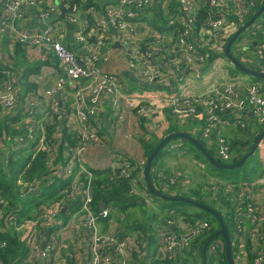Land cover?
Returning <instances> with one entry per match:
<instances>
[{
    "label": "built area",
    "instance_id": "obj_1",
    "mask_svg": "<svg viewBox=\"0 0 264 264\" xmlns=\"http://www.w3.org/2000/svg\"><path fill=\"white\" fill-rule=\"evenodd\" d=\"M46 1L0 0V8L4 12L3 16L0 15V38L9 37L11 52L16 44L28 52H51L58 69L51 88L26 94L24 104L19 105L16 82L20 77L11 71L10 66H2L0 117L11 125L20 126L25 139L21 140L33 143L50 160L53 159L55 134L48 133V129L52 125L63 122L72 141L64 143L63 164L58 163L52 171L62 180L70 179L73 174L74 177L59 190L57 198L37 207L34 219L23 222V225L34 228L30 239L32 253L40 259V264H114L117 259L120 264H135L129 258L133 252L141 253L139 237H123L116 229L100 232L97 225L109 217L111 207L97 212L91 207L94 174L85 167L84 153L90 145L103 142L100 134L103 106L109 107L118 122L128 114L133 115L138 124L144 120L151 132L165 130L168 124L184 126L193 134L198 133L208 148L216 146L215 155L229 164L234 153L224 136L213 137V134L220 129L243 130L252 123L264 124V86L258 81L231 74L215 77L194 92L163 93L157 97L130 95L116 74L100 69L101 50L108 43L118 44L124 50L127 69L137 79L148 85L171 86L175 82L174 85L182 86L185 91L187 85L194 86L203 81L206 70H210L216 61L214 54L223 53L231 34L238 25L246 22L259 0H117L104 9L91 7L89 12L95 21L96 36L77 31L78 50L68 47L62 40L65 31L62 22L47 23L39 29L15 26V19L23 16L24 9L37 7ZM170 3L177 5L176 19L179 18L181 27L176 30L175 39L166 42L164 33L145 25L138 16L152 6L166 11ZM204 5L209 10L199 18V10ZM69 6L70 0H58L42 9L40 16L47 20ZM64 19L74 23L76 15L65 13ZM139 24L143 28L137 31ZM230 27L231 31L228 30ZM234 45L248 63L256 61L255 64L264 68L263 22H253L247 34H242ZM186 67L190 70V77L185 75ZM20 109H25L26 116L18 122L10 121V118L17 117ZM149 135L143 136L146 143L151 142ZM9 140L8 134L0 132V153L3 149H18L15 144L8 146L6 142ZM181 142H168L167 151L183 148L180 147ZM135 169L129 161L116 158L109 179L117 175L131 179ZM80 174H84V179L78 177ZM178 176L180 173L177 171L165 175L163 186H180L185 190L191 180L182 175L179 179ZM200 183V195H207L202 197L209 203H218L231 220L233 238L231 234L230 244L234 263L264 264V163L263 171L250 180L226 181L209 177ZM42 184L40 177L19 180V196L35 194ZM191 189L185 190L186 193ZM130 193L147 201V192L137 190L134 185ZM75 200L78 201L80 215L70 216L67 225L75 226L80 234H89V249L84 260L80 259L79 241H66L65 231L42 248V236L35 229L55 222L62 206ZM8 206V200L0 196V218L17 228L23 227L17 224L16 214L4 215ZM210 228L207 220H187L174 210L166 211L159 227V264H181L180 257L188 250L191 241ZM218 235H214L207 245L212 264H221L220 253L225 251L222 236L213 239ZM5 246L6 242L0 241V248Z\"/></svg>",
    "mask_w": 264,
    "mask_h": 264
},
{
    "label": "crops",
    "instance_id": "obj_2",
    "mask_svg": "<svg viewBox=\"0 0 264 264\" xmlns=\"http://www.w3.org/2000/svg\"><path fill=\"white\" fill-rule=\"evenodd\" d=\"M95 1H97L96 3H98L101 6L100 9L102 8L104 9V7L109 3L117 2V0H95ZM57 2L58 0H48L46 2H41L37 7L36 6L27 7L23 11V16L21 18H16L14 24L15 26L24 27L27 29H39L44 27L47 23L56 24L58 22H62V24L65 26V31L64 34L62 35V40L67 46L69 45L68 47L78 50L80 48V45L79 43H77L75 39L76 32L82 31L84 32V34H88L90 36L91 35L96 36L94 29L95 27L94 18L92 22H89L82 11L76 9L74 10V3H73V10L71 12H73L76 15V21L74 23H69L64 19L65 13H69V12H65L62 18L59 17L61 9L56 13V15L51 16L49 19L47 20L42 19L40 16L42 9L48 8L47 7L48 5L56 4ZM202 9H204L206 13L209 10L207 5H204ZM177 10H178L177 5L174 3H170L166 11H161L160 9L152 6L147 8L145 13L138 17L139 20L143 21L145 25L151 26L157 31L164 33L166 42H170L171 40L175 39L176 30H178L181 27L179 18L176 19V16L178 15ZM0 15L2 16L4 15L2 7L0 8ZM261 15L262 17L260 19H256L254 22L258 21V22H263L264 24V13ZM141 28H143V25L139 24L137 27V31L140 30ZM231 29H232L231 27L228 28L229 31H231ZM242 34L243 32L240 34V36ZM10 43L11 41L9 40V37L4 36L0 38V63H1V67L4 65L10 66L11 71L14 72L16 76L20 77V79L16 82L18 83L19 86L17 99H18V104L23 105L26 94L28 93L31 94L37 91H43L45 89L51 88L54 85L55 76L58 72L57 61L55 56L51 52H36L34 50L28 52L19 44L15 45L14 51L11 52L9 48ZM234 43L231 46V48L233 47L234 50L233 52L234 56L237 55L236 57H238L240 61L244 63L246 66L264 72V68L262 69V67H260L258 64H255L257 63L256 61H252L253 63H248L245 60V57L239 54V49L236 46L234 47ZM101 52H102V57L99 64L100 69L102 71H109L110 73L116 74L120 79L121 83L126 87L128 94L130 95H139L145 97H151L152 95H154L155 97H157L163 93L172 95L174 93L194 92L200 90L201 87L205 86L209 81H211V79H215V77L231 75L233 72H235L231 67L229 68V65L226 63L227 58L224 56V50H223L222 54L221 53L214 54L216 61L210 70H206L203 81L194 84V86L187 85L189 87L186 86V89L184 91L182 86L178 87L174 85L175 82H173L171 86L166 84L148 85L142 82L141 80L137 79L133 75V73L127 69L124 58V50L118 44L108 43L102 48ZM208 66L209 65H207L205 68H207ZM258 68H261L262 70ZM187 74L188 77H190V70L188 67L185 68V75ZM103 110L104 113L102 114V123L100 126V134L103 137V142L95 145L94 144L90 145L86 150V152L84 153V158L86 160V164H85L86 169L94 174V178L96 174L100 172L107 173L110 171L111 173L112 167L115 163V159L119 158V159L127 160L132 165H134L136 167L135 171L138 172L137 173L138 177H141V180H143V176H142L143 170L140 169V163L142 160L146 159V151H145L144 143L142 142L141 139L143 138V136H147V134L150 133L149 138L151 141L150 143H152L154 142L155 138L164 136L167 133V130L168 131L170 130L169 127L171 124H168L165 130L162 129L160 132L159 131L151 132L149 125L146 126L147 124L145 123L144 120H142V123L140 122V124H138L137 119L133 115L128 114L123 121L118 122L116 121L113 114L110 112L108 106L104 105ZM167 110L168 109H165V111ZM24 116H26L25 109H20L17 117L10 118V121L18 122ZM112 123H114V125H112ZM174 126H176L175 132L182 131L181 129L180 130L177 129L179 128V125H174ZM256 126H258L257 128L264 127V124L258 125L256 123H252L250 127L253 129ZM147 127L148 130H146ZM238 129L239 128L220 129L218 133L217 132L214 133V137L215 135H221L227 138L228 140H231L232 137H234L235 132L238 131ZM0 130L4 132L5 135L8 134L10 136V140L6 142L8 146L10 144H15L18 147V149L14 151L3 149L0 153V164L9 161V159L12 157L11 154L16 151H21V149L24 147L25 144H27L26 147L28 146L31 147L30 150H32L33 152H36L38 150L43 151L41 149L37 150V148L34 146L33 143L22 141L25 139L23 137V131L21 130L20 126H18L17 124L15 125L9 124L8 121L3 117H0ZM53 132L55 134L52 140L54 146L53 159L50 160L44 153L45 163L46 165H48L47 174L38 176L41 178V181L43 183L38 191L42 190L54 179L61 180V178L58 177V175L53 174L52 168L58 163H61L63 161L62 149L64 148V143L65 142L70 143L69 141H71L69 134H67L65 124L63 122L56 123L55 125H52L48 129V133L51 134ZM174 139L176 141L180 140L179 138H174ZM261 142L264 144V138L262 139ZM54 144H56L57 146L55 147ZM260 151L264 152V145L262 144ZM167 154L168 157L176 155L174 151H171ZM13 159L14 157H12V160ZM178 159L179 161L181 160L180 157ZM167 163L166 166H171V165L175 166L174 163H178V162L177 160H175L174 162H170V160H167ZM173 166L171 167L173 169H176ZM73 177L74 174L71 175L69 177L70 179L68 180L70 181L71 178ZM78 177L80 179H84V174H80ZM210 178H217V177L210 176ZM21 179L25 180L22 174H19L14 187L17 191H18V181ZM68 180L67 182H69ZM66 185L67 183L63 187H65ZM175 189L180 190L181 187L177 186V188ZM128 194L129 196H131L130 198L137 199V205L130 206L124 211V213L118 211V209H114L113 205H111L112 207L106 206L104 202H101L100 208L95 210L93 206L94 200L92 201L91 207L94 212H97L104 207H111V212L109 217L98 223L97 225L98 230L100 232H107L110 229H116L121 231L122 232V233L120 232L121 235L126 238H130L134 235H137L141 240V253L133 252L129 260L135 264H159L158 261L159 227L162 224V218H163V215L160 214L159 212L160 211L159 208L160 206H162V204L160 203L161 201L155 200L152 197L153 198L152 201L150 199L151 204L150 201L148 203H144L137 195H132L129 192ZM31 195L34 194H28L21 197L19 196V192H18V196L23 200H26V198ZM58 195H59V190L57 191L56 196L53 198H57ZM172 195L181 196V194H172ZM51 199H49L47 202L41 203L40 205L48 203ZM40 205L36 206V202L35 204L32 203V205L28 207L27 210L25 211L26 215H23L19 218L17 216L18 218L17 224L21 226L23 225L25 219H34L36 217L35 215L37 214L36 213L37 207H39ZM65 205H67V208L65 209V211H62V208ZM163 206H165V204ZM8 207L5 209V211L8 210ZM20 207H21L20 205L19 206L17 205L14 209L19 210ZM62 208L59 214L56 216L55 222L43 227L35 228L36 231L40 233V235L42 236L41 247L43 242L45 248V245H47L52 239L57 238L59 235L63 234L62 233L63 231H65L66 234L64 235V239L66 241H69L71 239L79 241L80 259L84 260L89 249V234L88 233L80 234L79 231L75 228V226L69 224L67 225L70 216L72 218L73 215L75 216L80 215L77 210L78 201L75 200L72 202H67L62 206ZM139 209L141 210V217L138 211ZM12 210L10 209L7 214L10 213L15 214ZM137 215L139 216V218L137 217ZM0 220H3L4 223V225L0 224V227L5 226L6 230L14 229L18 233L19 232L23 233L26 229L30 231L29 237L26 239L25 245L27 248V254L26 257L24 258L23 264H40V259L35 257L32 253V247L30 242V239L34 233L33 231L34 228L31 225H23V227L17 228L9 224L3 218H0ZM45 229L47 231L44 233ZM0 241H6V240L0 238ZM1 249L2 248H0V250ZM196 259L197 258L193 259L191 256H188L186 252H184L180 257V262L181 264H199L198 259L197 260ZM68 264H74V263L68 262ZM114 264H120L119 259H117L116 263Z\"/></svg>",
    "mask_w": 264,
    "mask_h": 264
},
{
    "label": "trees",
    "instance_id": "obj_3",
    "mask_svg": "<svg viewBox=\"0 0 264 264\" xmlns=\"http://www.w3.org/2000/svg\"><path fill=\"white\" fill-rule=\"evenodd\" d=\"M70 2L74 3V10L82 11L83 14H85L86 19L89 22L93 21V17L91 16V13L89 12V8L95 7L100 9V5L96 3L95 0H70ZM264 0H259L252 9V13L248 16L246 21L252 16V14L263 4ZM206 14V11L204 9L199 10V18H201L203 15ZM241 25H238V28ZM248 29V28H247ZM246 30V29H245ZM244 30V31H245ZM243 31V32H244ZM232 36V35H231ZM230 36V37H231ZM18 45V44H16ZM69 46V45H68ZM230 53L234 55V53ZM228 63L235 69H237L234 64L229 60L226 59ZM1 67V63H0ZM238 70V69H237ZM252 80L254 81H263V79H258L255 77H252ZM200 123V122H199ZM176 124L170 125V130H167L166 134L175 132ZM145 129V128H144ZM264 129V127H259L257 129H252L251 127H246L243 130L238 129V131L235 132L234 137H232L231 140H227L229 144L230 151L234 153V156L231 160L233 164L237 162L245 153L248 152L251 143L255 139V137ZM148 130V129H146ZM192 136H197L196 138L199 142L203 144V147L206 152L210 153L212 157L218 162L223 163L217 156L213 154V148H208L206 141H204L202 138L199 137L198 133L193 134L192 131H185ZM0 132H2L0 130ZM165 134V135H166ZM155 138L154 142L148 144L145 142V140L142 138V142L145 146L146 151V159L149 156V154L153 151V149L158 145V143L163 139V137ZM214 137V134H213ZM189 145V148L187 151L194 152V158L203 160L206 164L211 166L214 170H217L215 172L218 174V178L225 179V175H223L224 172L228 171L227 169H219L214 166H212L207 159L201 154V152L191 143L187 142ZM27 146V145H26ZM24 146L21 151H16L12 153V157L14 159L12 160V157L9 159V161L4 162L3 164H0V195L4 198H6L9 202V207L6 212H4V215L8 213V211L11 209H14L17 205L21 206L19 210L14 209L13 212L19 217L26 215L25 211L28 207L32 205V203L36 206L40 205L43 202H47L49 199L56 196V193L58 190L62 189L63 186L66 184L67 180H60V179H54L52 182H50L47 186H45L42 190L36 192L34 195H31L26 200L21 199L18 196V191L14 188L16 184V180L18 178L19 174H22V176L25 178V180H30L33 177H38L43 174H47V167L45 163V155L43 151H36L33 152L31 147ZM184 148V146H183ZM160 152L156 156H158ZM196 156V157H195ZM255 157V162H257V159L259 157H262L264 159V152H261L260 149H256L253 155L249 158ZM248 158V159H249ZM247 159V160H248ZM246 160V161H247ZM245 161V162H246ZM254 162V163H255ZM6 167L8 170H6ZM212 169V171H213ZM219 171V172H218ZM223 172V173H222ZM262 170H260L258 167L252 166L250 170L245 171L243 174L236 177L235 181L243 180V179H249L254 174H260ZM110 171L109 172H100L96 174L95 178L92 180V188H93V206L95 210L100 208V203L104 202L106 206L113 205L114 209H118V211L123 212L129 208L130 206H136L137 205V199L130 198L127 190H128V183L125 178H122L120 176H115L114 179L110 180ZM150 180L153 183L152 175L150 174ZM69 181V180H68ZM199 188L202 187V185L198 186ZM174 188H177L174 187ZM187 194H181V196L188 197L196 202L202 203L204 205L212 207V205L209 203L207 198H204L200 195L198 189H191L187 192ZM152 197L155 200L163 202L162 199L153 196ZM25 201V202H24ZM23 202V203H22ZM171 206V208H174L179 216H183L184 218H191V215H188V212L185 211V205L188 203L180 202V201H170L168 202ZM22 204V205H21ZM163 204H165L163 202ZM190 205V204H188ZM169 206V205H168ZM173 206V207H172ZM192 206V205H191ZM112 207V206H111ZM25 208V209H24ZM197 208V207H196ZM213 208V207H212ZM201 210V211H199ZM196 213L193 214L192 219L195 220H204L201 218V214L205 213L210 216L211 214L207 213L206 211L199 209ZM221 215L223 222L225 223L226 227L228 228V224L226 220L222 216V211L216 210ZM4 219V218H3ZM191 219V220H192ZM212 221L217 225V228L214 230V228L211 225V228L208 229L206 232L200 234L196 238H194L188 250H186V253L188 256H191L193 259L197 258L199 261V264H202V249L207 240L213 236L218 230H219V224L217 220L212 216ZM212 224V222H209ZM0 224L4 225L3 220H0ZM121 232V231H120ZM30 231L26 229L23 233L17 232L14 229L12 230H6L5 226L0 227V238L5 239L6 246L0 250V262L1 264H23L24 258L27 254V248H26V239L29 237ZM122 233V232H121ZM212 256L208 255L207 248H206V264H212L211 259ZM196 259V260H197ZM219 260L221 264H227L226 257H225V251L220 253Z\"/></svg>",
    "mask_w": 264,
    "mask_h": 264
},
{
    "label": "rangeland",
    "instance_id": "obj_4",
    "mask_svg": "<svg viewBox=\"0 0 264 264\" xmlns=\"http://www.w3.org/2000/svg\"><path fill=\"white\" fill-rule=\"evenodd\" d=\"M237 29H238V27L236 28V30L231 35H233L237 31ZM249 29L250 28L246 29L243 32V35L247 34V32L249 31ZM241 36L239 35L237 37L236 41H239ZM234 47H235V45H234ZM231 52L232 53L234 52L233 47L231 48ZM226 63L229 65V68L231 67L233 69V71H235L232 74H238L240 76H243L244 78L252 79V76L247 75V74H244V73L240 72L239 70H235L230 65V63H228V61H226ZM258 69L262 70L261 68H258ZM259 82L264 86V79H263V81H259ZM257 127L258 126L254 127L253 129H257ZM177 129L178 130L181 129V130L187 131V129L184 126H181V125H179V128H177ZM193 137L198 138L197 136H193ZM170 142H177V141L175 139H173ZM179 142H181V141L179 140ZM181 143L182 144H181L180 147L184 146V148L177 149L179 151H177V150L174 151V153L176 155L175 156H171V157L170 156L168 157V154L167 153H169V151L167 152V148L169 146L166 144L163 147V149H161L159 151L160 154L158 156H155L154 157V159H153V161H152V163L150 165V170H149V178H150V174L152 175V178H153V183L150 180L152 186L157 191H159L161 193H164V194H167V195H171V196H178V195H172V194H186V195H190V194H187L186 191H185V190H187L189 188L198 189L199 192H200V189L198 187V186L201 185L200 181L203 182V181L207 180V178L209 179L210 176L217 177V178L219 176L218 174L215 173V172H217V170H214L213 168H211V166H209L208 164H206L203 160H201L200 158H199V160L198 159H195L194 158V154H195L194 152L192 153L191 151H187V149L189 148V145H188L187 142H181ZM215 149H216V146L213 147V154L214 155H215ZM258 149H261V144L259 145ZM179 157L181 159L180 161L178 159ZM167 160H170V162H174L175 160H177L178 163H174L175 166H173V165H171V166H173L174 168L179 169V170L173 169L171 166H166ZM146 161H147V159L141 161V163H140V169L141 170H144V166L146 164ZM254 162H255V157H252V158H249L242 166H240V167H238L236 169H233V170H228V171H226L224 173L222 172L223 175L226 176L224 180H226V181L227 180L228 181H235L237 176L243 174L245 171L250 170L252 166L258 167L260 170L263 171L264 159L262 157H259L257 159V162H255V163ZM167 164H169V163H167ZM166 168H167V170H166ZM212 169H213V171H212ZM6 170H8L7 167H6ZM176 171L180 173V176H178L179 179L181 178V175H182L186 179L191 180L189 186L186 187L185 190L183 188H181L180 190H176L172 186L165 187L162 184L163 182L166 181L165 175L167 176L170 173L172 174V173H174ZM137 173L138 172L135 171L132 174L131 179H126L127 180V183H128V190L127 191L130 193V188L133 185L139 191H146L147 194H148L147 201H145L143 198H141V196L138 195V194H134V193H130V194L137 195L144 203H148L150 201V199L152 201V199H153L152 198V195L153 194L149 191V189L147 187V183H146V181L144 179V176H143V171H142L143 180H141V177H138ZM257 176H258V174H254V175H252L251 178H249V179H243V180H250L252 178H256ZM200 194H201V192H200ZM153 196H155V195H153ZM202 196H207V195H202ZM151 201H150V204H151ZM163 202L165 203V206H163L164 205ZM163 202H160L162 204V206H160V208H159L160 214L165 215L166 214V211H168V210H174V211H176L174 208H171L170 207L171 205L168 203L170 201L163 200ZM210 204L212 205V207L215 210H220V211L222 210V213L221 214H222L223 218L226 220V222L228 223V226H229L228 234H229V238H231V234H232L231 220L227 216H225V214H224V212H225L224 208L223 209H220V206H219L218 203H210ZM184 207H185V211L188 212V215H191L190 216L191 218H188V217L186 218L187 220H191L193 214L196 213L197 210H199V208H196V207L191 206V205H188V204L185 205ZM138 211H139V214H140V217H141V210L139 209ZM199 211H201V210H199ZM137 217L139 218L138 215H137ZM201 218L204 219V220H207L209 222H212L211 225L214 228V230L217 228V225L215 223H213V221H212V216L203 213V214H201ZM214 235H218V234L215 233ZM219 235L218 236H215L213 239H215L217 237H221ZM213 236L211 235V237L207 240V245H208V243L210 242V240L212 239ZM232 238H233V234H232ZM230 243H231V240H230ZM207 245H206V248H207ZM233 252H234V250H233ZM231 254H232V249H231Z\"/></svg>",
    "mask_w": 264,
    "mask_h": 264
},
{
    "label": "water",
    "instance_id": "obj_5",
    "mask_svg": "<svg viewBox=\"0 0 264 264\" xmlns=\"http://www.w3.org/2000/svg\"><path fill=\"white\" fill-rule=\"evenodd\" d=\"M72 10H73V2H71L70 7L68 9H61L59 17L62 18L65 12H71ZM263 13H264V2L252 14V16L243 25H241L237 29V31L228 39V41L226 42L225 47H224V56L227 59H229L240 72H243L247 75H250V76L258 78V79L259 78L264 79V72H261V71H258V70H255L253 68L246 66L237 57H235L234 55H232L230 53V48H231L232 44L234 43V41L237 39V37L245 29L249 28L256 19H260L262 17L261 14H263ZM174 138H179L183 142H189L192 145H194L212 166L219 168V169L233 170V169H236V168L242 166L245 163V161L253 155V153L257 149L258 145L260 144L261 140L264 138V129L255 137V139L253 140V142L250 145L248 152L245 153L237 162H235L233 164L218 163L212 157V155L210 153L205 151L203 144L201 142H199L195 137H193L192 135H190L186 132L178 131V132L169 133L165 137H163V139L158 143V145L150 153V155L147 158L146 164L144 166V170H143V176H144V179L147 183V187L153 195H155L156 197H159L165 201H180V202L188 203L194 207H197L199 209L206 211L207 213L211 214L217 220L220 229L216 232V234H220L224 240L226 262H227V264H235L234 260L232 258V254H231V244H230L228 229H227L225 223L223 222V219H222L221 215L218 213V211H216L214 208H212L210 206L196 202V201H194L188 197L171 196V195L161 193V192L157 191L151 184V181L149 178L150 165H151L154 157L157 155V153L161 149H163V147L170 140H172ZM66 208H67V205H65L62 208V211H65ZM46 231L47 230L45 229L44 233ZM206 245H207V242L205 243V245L203 246V249H202V264H206ZM42 248H44V242L42 243Z\"/></svg>",
    "mask_w": 264,
    "mask_h": 264
}]
</instances>
